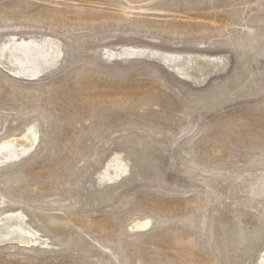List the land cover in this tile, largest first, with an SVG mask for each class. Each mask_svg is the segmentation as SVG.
Listing matches in <instances>:
<instances>
[{
    "label": "rangeland",
    "instance_id": "obj_1",
    "mask_svg": "<svg viewBox=\"0 0 264 264\" xmlns=\"http://www.w3.org/2000/svg\"><path fill=\"white\" fill-rule=\"evenodd\" d=\"M42 37L62 51L51 69L24 79L0 64V145L37 133L0 166V219L22 212L42 239L0 242V264H255L264 0H0V47ZM128 48L144 55H103ZM151 52L226 66L177 77ZM236 74L239 88L213 99ZM120 155L131 172L87 190Z\"/></svg>",
    "mask_w": 264,
    "mask_h": 264
},
{
    "label": "bare ground",
    "instance_id": "obj_2",
    "mask_svg": "<svg viewBox=\"0 0 264 264\" xmlns=\"http://www.w3.org/2000/svg\"><path fill=\"white\" fill-rule=\"evenodd\" d=\"M244 48L246 50H252L255 53L258 51H256V46L253 41L248 43V46H244ZM138 50L139 49L128 48L123 50L124 53L105 51L103 55L107 56L108 58L122 57L125 55L127 57L130 55L143 56L144 54L138 53ZM61 53L62 51L60 50L59 43L53 39L42 37L39 39L29 38L16 40L11 38L5 43H3L0 47V64L6 69H8L9 74H12V76L14 75L15 77L31 78L44 73L45 70L51 69L54 64L61 58ZM257 53L260 54V56H264V51H258ZM101 54L102 53L96 54V56H101ZM148 56L152 59L155 56H159L161 61L167 67L175 70V72L177 74L179 73L180 75H182L181 71L185 72L186 74L190 73L192 75L193 69L200 64L202 65V70L198 73L195 71V73L199 75L197 76L200 79L203 78L206 73L210 72L211 70H214V68L216 69L222 63L224 66H226L224 62L218 64V62L220 63L222 58H213L203 55H179L176 53L162 54V52H151V54H149ZM238 75L240 74L238 73ZM238 75H234L231 79H229L227 83L214 86V90H209L211 92L212 90L214 91L213 95L215 96L212 95L213 99H215L216 97L220 98L224 96L227 91H229L228 86H233V89L239 88V86H237L238 82L240 81L238 79ZM36 138L37 133L35 127L33 126L28 127L24 131V133H22V137L20 140H13L9 142L6 141V143L1 144L0 166H5V168H7L14 165L17 159L19 160L21 156L26 155L34 147ZM131 166V163L123 156L120 155V157L118 158L115 157L108 164L107 169L97 176L96 185H90L87 190L92 192L104 191V186L106 187L108 182L113 181L115 179L118 180L121 177L128 175L131 172ZM254 192L255 189L252 188L251 193ZM148 223L149 222H145L144 224H141L138 227H144ZM39 239L40 238L37 232L33 231L26 223L25 216H23L22 212L18 211L14 213H9L7 215H4L0 219V242L14 240L24 244H28L30 246L31 244L38 242ZM258 258L259 259L255 264H264V252Z\"/></svg>",
    "mask_w": 264,
    "mask_h": 264
},
{
    "label": "water",
    "instance_id": "obj_3",
    "mask_svg": "<svg viewBox=\"0 0 264 264\" xmlns=\"http://www.w3.org/2000/svg\"><path fill=\"white\" fill-rule=\"evenodd\" d=\"M158 61H159L163 66H165V67L167 68V70H169L170 72L174 73L177 77H183L184 75H185V77L188 76L187 74H182V75H180L179 73L177 74V73L175 72V70H173V69L167 67V66L161 61V59L158 60ZM11 241H14V240L2 241L1 244L7 243V242H11Z\"/></svg>",
    "mask_w": 264,
    "mask_h": 264
}]
</instances>
